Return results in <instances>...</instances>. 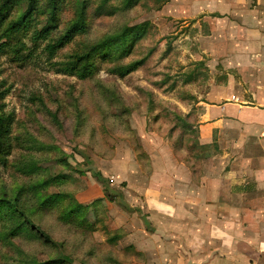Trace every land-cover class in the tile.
Returning a JSON list of instances; mask_svg holds the SVG:
<instances>
[{
  "label": "rangeland",
  "instance_id": "obj_1",
  "mask_svg": "<svg viewBox=\"0 0 264 264\" xmlns=\"http://www.w3.org/2000/svg\"><path fill=\"white\" fill-rule=\"evenodd\" d=\"M166 1L56 0L54 11L0 0V197L52 238L0 208V264H138L118 233L130 215L94 172L147 214L150 157L161 171L169 158L197 162L196 103L228 79L218 60L195 58L183 35L195 36L193 19L168 15Z\"/></svg>",
  "mask_w": 264,
  "mask_h": 264
},
{
  "label": "crops",
  "instance_id": "obj_2",
  "mask_svg": "<svg viewBox=\"0 0 264 264\" xmlns=\"http://www.w3.org/2000/svg\"><path fill=\"white\" fill-rule=\"evenodd\" d=\"M164 10L193 19L195 36L183 35L195 58L218 60L228 79L196 103L209 154L195 163L173 149L162 171L150 157L148 225L123 209L132 225L118 233L138 264H264V0H169Z\"/></svg>",
  "mask_w": 264,
  "mask_h": 264
},
{
  "label": "trees",
  "instance_id": "obj_3",
  "mask_svg": "<svg viewBox=\"0 0 264 264\" xmlns=\"http://www.w3.org/2000/svg\"><path fill=\"white\" fill-rule=\"evenodd\" d=\"M31 3H32V0H31ZM52 3L54 4V11H55V5H56V0H52ZM30 8V7H29ZM30 11V9L25 12L24 16L23 17H26L27 16V13ZM22 23V21H20ZM75 25H73L70 30H68L65 34V36L61 39V40H64L66 39L67 37H70V35L73 33L74 29H75ZM129 33L126 32L124 34H120V36H118V38L116 39L117 40H120V37H122V40L123 41H126V37ZM114 42V38H109L107 40H104L101 44L103 46H109L111 45L112 43ZM133 42V41H131ZM91 55L90 54H86L84 56H81L79 58V60H82V59H85V58H89ZM87 71V70H86ZM5 118L0 115V148H2V139L6 133V128H5ZM195 127V126H194ZM196 134H197V131H196ZM197 145H199L203 150L201 151V155L199 156V159H198V156H197V162L201 159V158H205L209 153H208V149H209V145H201L199 143V140L197 138ZM195 162V163H197ZM149 172H150V169H149ZM94 175L95 177L98 179V181L103 185L104 187V190L105 192H107L109 195H112L115 197L116 199V202L117 204L122 208L124 209L125 211L129 212V213H134V212H139L142 216V219L143 221L145 222V224L148 225V218L146 217L145 214H143L142 210L140 207L138 206H132L130 205L126 200H125V194L123 191L121 190H116L112 187V184H111V179L106 177L101 171L99 170H95L94 172ZM98 202H102V199L99 198L97 199L96 201H94L93 203L91 204H95V203H98ZM90 204V205H91ZM83 205V204H82ZM78 206V204H77ZM88 205H85L84 207H86ZM82 207V206H81ZM0 208H9V209H14L15 212L17 213H20L21 216H22V219L24 222L20 221L19 223V227H26L27 224L30 225V227L34 228L38 233L39 235L46 241V242H52V238L51 236L46 232L44 231L40 226H38L33 220L31 217H29L28 215H26V213L24 212V210L18 205V203L16 202L15 199H11V198H7V197H0ZM66 261H55V262H47V263H43V264H63L65 263Z\"/></svg>",
  "mask_w": 264,
  "mask_h": 264
}]
</instances>
